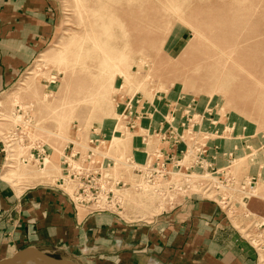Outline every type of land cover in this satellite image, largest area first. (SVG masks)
Wrapping results in <instances>:
<instances>
[{"label":"rangeland","instance_id":"374dc122","mask_svg":"<svg viewBox=\"0 0 264 264\" xmlns=\"http://www.w3.org/2000/svg\"><path fill=\"white\" fill-rule=\"evenodd\" d=\"M53 2L49 36L0 96L4 171L61 178L81 216L130 224L213 204L264 264V0ZM103 8L122 23L107 45ZM106 53L123 60L105 67Z\"/></svg>","mask_w":264,"mask_h":264},{"label":"crops","instance_id":"0c3cea01","mask_svg":"<svg viewBox=\"0 0 264 264\" xmlns=\"http://www.w3.org/2000/svg\"><path fill=\"white\" fill-rule=\"evenodd\" d=\"M54 7L53 0H0V96L49 36ZM2 143L0 139V260L42 251L68 253L82 264H257L256 251L241 229L216 218L213 204L187 200L149 223L130 224L91 211L81 216L61 178L4 180L7 152ZM252 210L262 214L264 206Z\"/></svg>","mask_w":264,"mask_h":264},{"label":"water","instance_id":"95a60500","mask_svg":"<svg viewBox=\"0 0 264 264\" xmlns=\"http://www.w3.org/2000/svg\"><path fill=\"white\" fill-rule=\"evenodd\" d=\"M0 264H82L75 256L68 253L49 254L47 252H17L0 260Z\"/></svg>","mask_w":264,"mask_h":264},{"label":"bare ground","instance_id":"6f19581e","mask_svg":"<svg viewBox=\"0 0 264 264\" xmlns=\"http://www.w3.org/2000/svg\"><path fill=\"white\" fill-rule=\"evenodd\" d=\"M119 1L120 0H118V2ZM104 10H106V8L97 10L96 14L94 15L95 21H97L96 26H98L99 29H102L104 32L103 37L96 36L95 40L99 43L107 45V43H109L110 40L114 37V33H113L114 32V26L115 25H122V23L120 21L117 22V19L115 20L113 15H111L110 13H106ZM90 51H91V49L89 50V52ZM42 55H43V53H42ZM116 59L117 60H123L121 56L114 58L110 53H106L105 58L101 60L102 65L105 67L111 66V65H113L112 62L115 61ZM14 172L15 171H12V170L10 172H5V173H3L2 178L4 180H7V181L12 180L11 177L15 175Z\"/></svg>","mask_w":264,"mask_h":264},{"label":"built area","instance_id":"2783aa9c","mask_svg":"<svg viewBox=\"0 0 264 264\" xmlns=\"http://www.w3.org/2000/svg\"><path fill=\"white\" fill-rule=\"evenodd\" d=\"M249 190H251V193L254 191V189L252 187H250ZM261 224H264V223H261Z\"/></svg>","mask_w":264,"mask_h":264}]
</instances>
